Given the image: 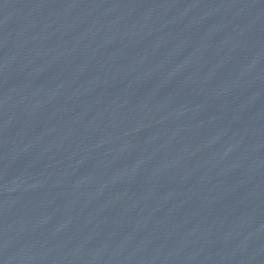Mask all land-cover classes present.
Returning a JSON list of instances; mask_svg holds the SVG:
<instances>
[{"label": "water", "instance_id": "obj_1", "mask_svg": "<svg viewBox=\"0 0 264 264\" xmlns=\"http://www.w3.org/2000/svg\"><path fill=\"white\" fill-rule=\"evenodd\" d=\"M0 264H264V0H0Z\"/></svg>", "mask_w": 264, "mask_h": 264}]
</instances>
